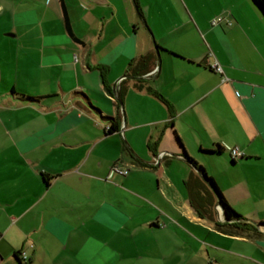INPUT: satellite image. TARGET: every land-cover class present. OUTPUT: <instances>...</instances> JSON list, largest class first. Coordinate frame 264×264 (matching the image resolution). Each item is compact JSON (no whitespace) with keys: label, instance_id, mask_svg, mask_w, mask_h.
<instances>
[{"label":"crops","instance_id":"obj_1","mask_svg":"<svg viewBox=\"0 0 264 264\" xmlns=\"http://www.w3.org/2000/svg\"><path fill=\"white\" fill-rule=\"evenodd\" d=\"M227 10L232 24L213 25ZM154 18L141 0H0V264L22 250L21 264H264V17L250 0H205L176 27ZM154 43L168 51L146 85L170 105L127 80ZM174 132L261 235L196 220ZM235 146L245 159L231 165Z\"/></svg>","mask_w":264,"mask_h":264},{"label":"trees","instance_id":"obj_2","mask_svg":"<svg viewBox=\"0 0 264 264\" xmlns=\"http://www.w3.org/2000/svg\"><path fill=\"white\" fill-rule=\"evenodd\" d=\"M251 3L256 7L257 10L262 14L264 17V0H250ZM65 9V7H64ZM159 49L160 53L162 50L168 51L165 48L161 47L160 45L156 44V47L154 50L143 54L137 58H134L130 64L127 71V79L128 81H133L132 86L137 90H147L149 92H153L156 96H158L162 101H164L167 105H170V103L166 100V98L159 93L158 91L154 90L152 87L146 85V78L145 76L154 69L157 63V49ZM172 55L176 57H181L180 55L169 51ZM128 85H121L116 90V98L119 104L124 103L126 93L128 91ZM111 93L112 90L108 89ZM13 93L18 94L20 98L27 102L36 103L42 100V97L39 96H33L28 94H19L15 90H12ZM108 119L110 121V128L106 129L107 133L115 132L119 130V125L117 123V118L113 116H108ZM174 139L176 143L181 147V150L183 152L184 157L188 159L192 166L196 169V172H192L190 179L186 183L188 186V189L190 191V202L191 207L194 210L195 214L206 220H211L215 222L216 227L227 234L232 235H241V236H255V235H261V232L259 229L253 225L252 223L244 221V217L240 215L226 200L224 194L218 187L216 181L213 177L209 176L205 170V168L200 165L196 160L191 158L185 151L183 143L178 136L176 132H174ZM229 151V150H228ZM225 152V149L221 145H217L216 149L214 150H206L201 149L200 154L203 157H219ZM231 155V154H230ZM245 155V154H244ZM244 155L240 158H244ZM232 157V156H231ZM238 158V159H240ZM232 163L235 162V158H233ZM49 179V178H48ZM47 178H45V181H48ZM213 189L219 194L220 201L223 207L224 211V218L225 222H220L216 220V209L215 206L217 205V198L215 196V193L213 192ZM264 224V222H262ZM24 251H17L15 252V258L18 263H27L22 258V253Z\"/></svg>","mask_w":264,"mask_h":264},{"label":"rangeland","instance_id":"obj_3","mask_svg":"<svg viewBox=\"0 0 264 264\" xmlns=\"http://www.w3.org/2000/svg\"><path fill=\"white\" fill-rule=\"evenodd\" d=\"M144 8H148V11L157 19V23L162 28H167L169 26L176 27L183 23L190 11H194L203 7L205 0H141ZM215 4V3H213ZM215 6V5H214ZM211 8L208 7L207 11H210ZM226 12H230L227 10ZM223 12L222 14L226 13ZM230 19L232 21V16L230 14ZM148 23V22H147ZM149 30L150 25H147ZM155 35V34H154ZM193 41H197L193 39ZM155 47V43H154ZM230 164L233 165L231 157L229 155ZM234 168V167H233Z\"/></svg>","mask_w":264,"mask_h":264},{"label":"built area","instance_id":"obj_4","mask_svg":"<svg viewBox=\"0 0 264 264\" xmlns=\"http://www.w3.org/2000/svg\"><path fill=\"white\" fill-rule=\"evenodd\" d=\"M211 22H212L213 25H219L222 22H225L228 25L232 24L229 12H226L224 14H220V15L215 16L212 19ZM75 60L77 61V56L76 55H75ZM213 68L217 72H220V73L223 72L222 67L217 62L213 64ZM224 80H227V78L225 77ZM109 128H110V126L108 125L107 129H109ZM227 149L229 150L231 156L233 158H235V159H238V158H240V157H242L244 155V152L237 146L228 147ZM129 172H130V167L126 166V165H124V164H122L120 162H116V163H114L111 166V174L117 173V174L126 176V175L129 174ZM196 220L197 221H201V218H198ZM22 258H23L24 261H26V262L28 261V255H27V253L25 251L22 253Z\"/></svg>","mask_w":264,"mask_h":264},{"label":"water","instance_id":"obj_5","mask_svg":"<svg viewBox=\"0 0 264 264\" xmlns=\"http://www.w3.org/2000/svg\"><path fill=\"white\" fill-rule=\"evenodd\" d=\"M157 44V43H156ZM156 44H155V47H156ZM157 49V48H156ZM157 56H158V73H159V70H160V66H161V53L159 51V49H157ZM122 104V103H121ZM211 189L213 190V192L215 193V196L217 198V205H216V210L218 211V215L219 217L221 218V220L223 221H226L225 218H224V211H223V207H222V204H221V201H220V196L219 194L213 189V187H211ZM244 221L246 222H249V223H252L253 225H255L256 227L258 228H261L263 225L259 222H255L253 220H249V219H244Z\"/></svg>","mask_w":264,"mask_h":264}]
</instances>
